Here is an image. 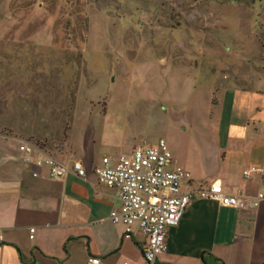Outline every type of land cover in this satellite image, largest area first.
I'll return each mask as SVG.
<instances>
[{"label":"rangeland","instance_id":"374dc122","mask_svg":"<svg viewBox=\"0 0 264 264\" xmlns=\"http://www.w3.org/2000/svg\"><path fill=\"white\" fill-rule=\"evenodd\" d=\"M226 72L264 81V0H0L10 140L56 153L79 126L96 129L97 145L101 131L108 144L152 146L170 135L164 92L178 100L185 77L208 86ZM77 96L114 105L74 122ZM124 104L133 112H114Z\"/></svg>","mask_w":264,"mask_h":264},{"label":"crops","instance_id":"0c3cea01","mask_svg":"<svg viewBox=\"0 0 264 264\" xmlns=\"http://www.w3.org/2000/svg\"><path fill=\"white\" fill-rule=\"evenodd\" d=\"M192 53L189 58H196ZM181 59L191 65L185 56ZM227 75L210 79L208 86L185 77L178 100L164 92L166 142L174 165L192 175L185 191L219 182L228 194L256 196L264 191V177L245 179L243 172L264 168V81L248 73ZM110 102L99 105L100 110L94 100L81 103L77 96L74 122L84 118L78 112H110ZM114 109L133 112L127 104ZM79 128L71 130L61 150L45 151L61 164L82 162L87 180L75 175L54 179L47 169L35 178L19 151L29 142L0 135V264H92L91 258L100 264H145V236L136 227L131 239L124 238V226L111 220L112 211L120 208L116 192L98 185L93 173L104 157L131 154L141 146L128 148L123 136L108 144L101 131L97 145L95 128ZM101 148L107 150L101 153ZM31 229L36 230L34 240ZM203 254L208 264H264V201L257 210L244 211L194 200L180 225L170 229L157 264H205Z\"/></svg>","mask_w":264,"mask_h":264},{"label":"built area","instance_id":"2783aa9c","mask_svg":"<svg viewBox=\"0 0 264 264\" xmlns=\"http://www.w3.org/2000/svg\"><path fill=\"white\" fill-rule=\"evenodd\" d=\"M19 151L35 178L42 177L41 172L47 169L54 179L75 175L87 180V169L80 161L61 164L44 148L26 142L19 146ZM93 173L98 185L116 192L120 208L112 211L111 220L124 226V238L131 239L135 228L141 229L146 238L142 250L145 264H157L158 257L167 250L170 229L180 225L194 200H211L222 207L244 211L257 210L264 201V191L256 196L228 194L219 182L185 191L192 175L174 165L173 154L163 139L152 146L136 148L131 154H121L114 159L104 157ZM253 175L264 177V168L252 167L243 172L245 179ZM35 231L30 230V240H34ZM90 263L100 264L101 260L91 258Z\"/></svg>","mask_w":264,"mask_h":264},{"label":"trees","instance_id":"16d2710c","mask_svg":"<svg viewBox=\"0 0 264 264\" xmlns=\"http://www.w3.org/2000/svg\"><path fill=\"white\" fill-rule=\"evenodd\" d=\"M202 257H203L202 259H203L204 263L208 264V256H207V254H203Z\"/></svg>","mask_w":264,"mask_h":264}]
</instances>
